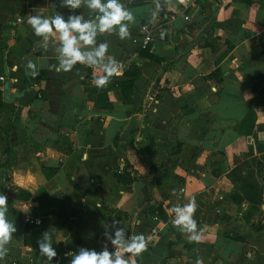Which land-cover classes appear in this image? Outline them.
Here are the masks:
<instances>
[{"label":"crops","instance_id":"1","mask_svg":"<svg viewBox=\"0 0 264 264\" xmlns=\"http://www.w3.org/2000/svg\"><path fill=\"white\" fill-rule=\"evenodd\" d=\"M131 1L120 0L135 16L130 36L97 37L121 67L97 88L102 65L50 70L59 34L36 37L27 23L37 12L65 21L95 13L62 0H0V74L9 91L27 84L29 61L45 71L2 98L0 194L16 232L0 264H47L37 245L45 231L57 253L51 264H70L67 253L81 248L114 253L118 229L126 241L145 237L139 256L125 254L129 264H264V207L233 201L238 181L229 172L249 145L264 152V0ZM145 45L162 59L140 55ZM131 62L139 73L125 101L115 81ZM123 165L128 183L114 175ZM193 197L199 241L174 227L169 211Z\"/></svg>","mask_w":264,"mask_h":264},{"label":"clouds","instance_id":"2","mask_svg":"<svg viewBox=\"0 0 264 264\" xmlns=\"http://www.w3.org/2000/svg\"><path fill=\"white\" fill-rule=\"evenodd\" d=\"M181 4L185 0H179ZM86 6L90 13H95L91 19L85 20L82 15H70L65 21L64 17L57 13L53 17L45 18L43 13L37 12L30 15L28 25L31 27L36 37H43L47 40L54 33L59 34L58 66L55 67L57 73L69 72L78 63L95 67L102 65L103 75L95 78L97 88L106 87L111 83L112 78L121 73L119 62L114 57L108 55L109 43H97V37L102 34H116L120 40H125L130 36L129 25L135 23L133 13L125 8L120 0H62L61 6H68L70 9H78L81 5ZM110 58L105 62V57ZM27 69L31 71L27 74L35 76L38 74L36 65L29 61ZM7 197L0 194V260L7 255V245L16 232L14 223L7 217L8 207ZM195 198H191L187 204L175 205L169 211L174 214L172 224L181 233L189 234L191 241H199L200 234L197 231V223L193 218L197 209ZM38 222V221H37ZM113 224L117 222L113 221ZM52 234L50 231L43 233V240H38L39 254L46 258L47 264L56 257L57 253L51 246ZM111 243L117 248H122L123 252L116 251L110 253L106 249L97 253L95 250H85L81 248L79 254L67 253L72 256L70 264H129V259L125 254L132 257L139 256L146 249V241L143 234H132L129 240L124 239V232L118 229ZM114 257V258H113ZM135 264V260H132ZM196 264H202L197 260Z\"/></svg>","mask_w":264,"mask_h":264},{"label":"trees","instance_id":"3","mask_svg":"<svg viewBox=\"0 0 264 264\" xmlns=\"http://www.w3.org/2000/svg\"><path fill=\"white\" fill-rule=\"evenodd\" d=\"M142 0H132V3H136ZM138 53L143 55L148 59H152L155 61H160L162 57L156 52L150 51L148 49V45H145L143 48H140ZM38 74L32 76L30 74H25V86L30 83H33L40 79L45 71L43 69H37ZM139 69L134 62L129 63L127 67L122 71V74L118 80L115 81L116 86L120 89V92L125 101L130 100L131 87L133 84V79L138 75ZM214 73H216V69H213L204 75V78L213 77ZM28 87V86H27ZM2 104V95L0 94V111ZM253 150L260 151L258 155H256ZM243 155H247V160H243L241 164L235 165L229 172L232 174L238 181L237 189L232 193V200L239 201L244 199L248 202L249 208H254L257 204H259L262 200V191H263V182L260 183L253 176L255 172L252 165L256 166V171H261V177L264 175V152H262L261 148L255 144L254 149L251 145L248 146L247 151L242 153ZM244 171V175H240V172ZM115 178L118 182L128 183L132 180L130 173L125 170V166L123 165L120 169V172H114ZM263 178V177H262Z\"/></svg>","mask_w":264,"mask_h":264},{"label":"water","instance_id":"4","mask_svg":"<svg viewBox=\"0 0 264 264\" xmlns=\"http://www.w3.org/2000/svg\"><path fill=\"white\" fill-rule=\"evenodd\" d=\"M159 8H160V21H163V12H162V8H163V4H160L159 5ZM162 33L165 34V29H164V23L162 22ZM29 54V53H28ZM26 59V58H25ZM27 89V86H24L23 89H21L20 91L18 92H11L9 91V80L8 79H5L3 81V84H2V91H1V95H2V98L3 99H11L13 96H17V95H20L22 93L23 90H26ZM262 200H263V203H262V206L264 207V175H263V194H262Z\"/></svg>","mask_w":264,"mask_h":264},{"label":"built area","instance_id":"5","mask_svg":"<svg viewBox=\"0 0 264 264\" xmlns=\"http://www.w3.org/2000/svg\"><path fill=\"white\" fill-rule=\"evenodd\" d=\"M177 1L179 2V0H177ZM188 1H190V0H185V2H188ZM184 17L186 18L187 16L184 15ZM14 19H15V21H19L20 20V16L19 15H16V16H14ZM140 29L144 32L142 41H143V43H145L147 40L150 39V35L148 33V31H149L148 26L146 24H141L140 25ZM4 78H5L4 75L3 74H0V91L2 90V83H3ZM23 220L24 221H32L33 223H37V221H39V219H37V218H30L28 216H25L23 218ZM111 249L114 252L121 250V248H117L115 245L113 247H111Z\"/></svg>","mask_w":264,"mask_h":264},{"label":"rangeland","instance_id":"6","mask_svg":"<svg viewBox=\"0 0 264 264\" xmlns=\"http://www.w3.org/2000/svg\"><path fill=\"white\" fill-rule=\"evenodd\" d=\"M242 153H244V152L239 153L237 156V158H239L240 162H243V160H247V155H243ZM244 174H245L244 171L241 170L240 175H244ZM253 176L256 177L258 182L262 183L261 171H255L253 173ZM261 202L263 203V200H261Z\"/></svg>","mask_w":264,"mask_h":264}]
</instances>
